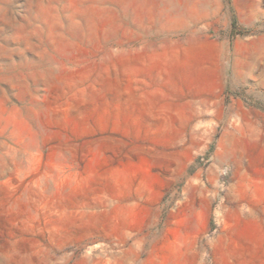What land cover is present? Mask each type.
Instances as JSON below:
<instances>
[{
	"label": "rangeland",
	"instance_id": "1",
	"mask_svg": "<svg viewBox=\"0 0 264 264\" xmlns=\"http://www.w3.org/2000/svg\"><path fill=\"white\" fill-rule=\"evenodd\" d=\"M0 264H264V0H0Z\"/></svg>",
	"mask_w": 264,
	"mask_h": 264
},
{
	"label": "bare ground",
	"instance_id": "2",
	"mask_svg": "<svg viewBox=\"0 0 264 264\" xmlns=\"http://www.w3.org/2000/svg\"><path fill=\"white\" fill-rule=\"evenodd\" d=\"M170 53V52H169ZM166 56V55H165ZM142 57V56H141ZM167 57V56H166ZM145 59V58H144ZM149 61V60H148ZM143 62V61H142ZM105 64V63H104ZM144 64H146V63H144ZM124 67V66H123ZM187 68V67H186ZM110 71V70H109ZM104 72V71H103ZM197 75V74H196ZM167 77V76H166ZM103 78V77H102ZM101 78V79H102ZM113 84V83H112ZM112 87V86H111ZM124 91V90H123ZM134 91V90H133ZM131 95V94H130ZM161 97V96H160ZM142 98V97H141ZM81 100V99H80ZM111 100V99H110ZM113 101H114V99H113ZM138 101V100H137ZM151 106V105H150ZM157 108V107H156ZM149 110V109H148ZM147 115V114H146ZM145 121V120H144ZM169 130V129H168ZM106 225V224H105Z\"/></svg>",
	"mask_w": 264,
	"mask_h": 264
},
{
	"label": "trees",
	"instance_id": "3",
	"mask_svg": "<svg viewBox=\"0 0 264 264\" xmlns=\"http://www.w3.org/2000/svg\"><path fill=\"white\" fill-rule=\"evenodd\" d=\"M232 26H233V28H235V26H236L235 20H233Z\"/></svg>",
	"mask_w": 264,
	"mask_h": 264
}]
</instances>
